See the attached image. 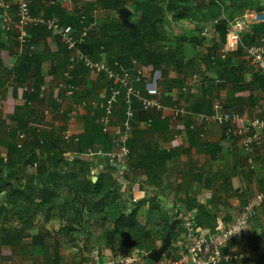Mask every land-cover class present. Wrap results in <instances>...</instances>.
<instances>
[{"label":"crops","instance_id":"crops-1","mask_svg":"<svg viewBox=\"0 0 264 264\" xmlns=\"http://www.w3.org/2000/svg\"><path fill=\"white\" fill-rule=\"evenodd\" d=\"M189 1V5L197 9L199 19L176 21L172 14L165 13L159 24L165 38L155 47L159 53L166 54L167 59L156 66L137 69L136 72L142 71V74L132 76L133 86L146 98H158L168 106L177 103L196 115L198 110L199 114L209 113L212 104L219 101L230 112L264 118V79L249 57L239 49L229 53L226 60L218 61L217 66L207 60L224 48L226 36L220 31L221 22L246 17V44H254L264 36V0H255L257 6L241 16L236 14L233 19L229 10L236 0H220L217 7L210 4L215 0ZM51 2L70 17L91 13L93 22L84 27L88 40H99L101 28L106 24L118 22L133 27L140 18L135 10L136 0H77L72 4L60 0H32L33 13L46 17V8L54 7ZM166 6L160 5L161 13ZM219 12L220 17L213 18ZM180 39L182 46L178 45ZM27 41L19 42L16 31L3 32L0 23V156L11 163L14 174L10 182L26 192L23 201L29 206L44 203L45 210L37 214L31 227H24L20 214L5 203V192L0 206L6 205L8 214L0 221V264H77L88 254L84 243L87 231L78 226L70 208L66 213L62 211L65 199L62 193L73 188L75 194L77 183L82 186L89 178L94 182V176L98 179L101 173L107 179L109 173L104 171V159L84 154L82 160L91 165L89 172L78 165L74 170L81 174L76 180L70 179L68 174V180L47 181L37 177L38 169L56 171L62 177L73 165L57 163V153L64 150L63 144L54 150L55 155L38 152V161L33 166L19 162L18 149H24V155L33 154L29 145L39 132L53 145L64 141L66 132L72 138L82 136L87 123L96 116L95 112L101 110L110 82L79 63L73 72L79 91L68 96L58 88L71 54L67 45L42 27L29 28ZM106 58L102 55L95 61L107 63ZM194 76L198 79H193ZM118 111L110 127L113 137L124 120ZM192 124H195L193 128ZM150 128L148 121H138L131 130H135L137 136L133 138L134 147L126 167H116L119 185L127 192L133 206L145 200H155L163 206L169 217L177 221L175 232L179 239L188 215L200 220L202 228L210 233H218L234 220L252 196L264 189V144L251 152L254 161L251 168L242 142L227 137L216 124L187 117L178 122L161 120L156 128ZM20 134L25 135L22 141ZM18 143L23 144L22 148ZM73 155L65 151L62 157L70 162ZM119 170H123L124 175L121 176ZM46 188L50 194L45 195ZM74 194L67 197L70 203ZM199 206L204 208L202 212ZM94 230L91 226L90 231ZM228 251L248 254L245 263L236 264H264V204L247 232L231 244Z\"/></svg>","mask_w":264,"mask_h":264},{"label":"trees","instance_id":"trees-1","mask_svg":"<svg viewBox=\"0 0 264 264\" xmlns=\"http://www.w3.org/2000/svg\"><path fill=\"white\" fill-rule=\"evenodd\" d=\"M113 1V0H112ZM212 1L210 4L217 7L220 0ZM189 0H136L135 10L136 14H140L139 20L135 21L133 27H126L121 23L114 22L106 24L101 28L102 37L99 40H85L81 46V50L93 60L101 58L106 55L107 63L114 70L124 73L129 71L132 73L131 77L135 78L137 69L141 67L163 63L167 59L166 54L159 53L155 47L156 43L165 38L163 29L159 24L163 22L165 13L169 12L173 15L174 20L179 21L184 18H196L197 9L189 5ZM166 4L165 10L161 13V4ZM253 6H257L255 0H236L235 5L229 10V16L233 17L237 14L241 16L248 10H252ZM119 8L121 6H118ZM33 10V8H32ZM46 18L56 17L62 26L68 31L79 33L84 27L89 26L92 22L91 13L85 12L81 17H70L66 14L64 9L60 6L46 8ZM221 13H215L213 18L220 17ZM69 26L71 28H69ZM223 36H226V23L221 22L219 25ZM182 40L180 39L178 45L180 46ZM182 46V44H181ZM213 55V54H211ZM39 61L40 58L35 56ZM33 60V59H32ZM209 64L210 58H207ZM40 62V61H39ZM136 62V63H135ZM139 63V64H138ZM220 62H217L219 64ZM138 64L139 66H137ZM136 65V67L134 66ZM217 66V65H216ZM125 69V70H124ZM135 71H134V70ZM142 69V68H141ZM128 72V73H129ZM20 74V70H18ZM135 75V76H134ZM133 80V79H132ZM133 82V81H132ZM135 87V86H134ZM125 93L121 97V106L119 108V116L121 120L124 119L125 113ZM135 117L132 122V129L138 121H149L153 118V123L150 125L155 127L161 124V119L145 112L141 107L134 103L133 105ZM98 110V109H97ZM198 110L196 113H200ZM207 113L206 115L210 114ZM96 116L91 123H87L85 133L78 138H71L68 142L60 141L57 144H52L51 141L44 139L42 133H35L34 141L29 145L33 154L28 156L23 154L24 149L19 150V162H23L25 166L34 165L37 161V154L52 153L63 144L64 150H58L57 163L65 166H70L66 175L60 177L56 171L49 172L48 170H37V177L39 179H48L47 181L77 179L81 173H77L75 167L83 165L86 172L91 170V165L82 160V155L86 154L89 149H95L100 146L104 153L113 151L114 137L110 133H103L102 126L99 122L103 115L102 110L95 112ZM131 139H129L127 146L132 155V147H134L133 138L137 136L136 131L131 132ZM60 144V145H59ZM17 148V145H16ZM68 151L74 153L77 157L70 163L62 157L63 153ZM129 156V158H130ZM52 158V157H51ZM99 158V157H97ZM24 160V161H23ZM54 160V159H53ZM10 162H5L0 156V193L6 192L5 203L11 205L12 211L20 214V220L24 227H31L34 219L41 210H45L44 203L28 205L23 201V196L26 192L21 187L12 184L13 171L10 167ZM113 163H107L104 171L109 174L117 173L118 170ZM6 172V176H5ZM27 179H35L33 177H26ZM17 180V179H16ZM5 183V186H2ZM76 192L74 194L73 188L68 191H63L62 195L64 204H62V211L68 212L70 210L76 215V223L83 230L87 231L84 240L86 250L89 252L93 247H101L108 249L115 253L118 249L121 254L125 255L134 250H142L149 254H155L160 249L156 242L161 241L167 254L175 252L174 244L179 241V235L175 232L177 221L169 217L168 213L164 211L159 203L155 200H145L133 206L129 201L130 209L122 211L118 203V192L121 191L118 185L111 187L104 177V173L98 176L96 182L92 179H86L82 186L80 183L76 184ZM25 190H29L25 188ZM45 195L50 194L49 188H46ZM74 194L70 203L68 196ZM149 202L148 208L146 204ZM151 202V203H150ZM109 209L107 213L105 210ZM203 207L199 206V211L202 212ZM8 214L6 205L0 206V221ZM87 214V216H86ZM144 216V221L141 219ZM86 216V219L84 218ZM27 219V220H25ZM200 225L202 222L197 221ZM201 222V223H200ZM30 224V225H29ZM112 224L113 228L110 231H104V227ZM91 226L94 231L91 232ZM200 227H202L200 225ZM236 264V263H233Z\"/></svg>","mask_w":264,"mask_h":264},{"label":"built area","instance_id":"built-area-1","mask_svg":"<svg viewBox=\"0 0 264 264\" xmlns=\"http://www.w3.org/2000/svg\"><path fill=\"white\" fill-rule=\"evenodd\" d=\"M65 4H72L77 0H60ZM50 5L56 6L55 2ZM0 23L5 33L17 32L18 40L22 44L27 43L28 29L31 27H42L51 31L64 42L71 52L67 70L64 73V80L58 85L59 89L65 91L66 95L72 96L79 91L75 83L73 72L79 63L90 71L103 75L110 82L108 94L105 101L100 105L103 111L99 122L103 133H110L111 123L116 112L121 106V97L125 93L124 120L114 133L113 151L104 153L102 149H89L86 155L104 159V162L113 163L116 166L126 167L130 150L127 146L129 134L132 130L131 121L135 117L133 105L137 103L141 109L152 115L158 116L161 120L178 122L187 117L197 118L205 123H213L219 126L229 138H237L242 142L244 151L249 155L248 164L251 168L254 161L251 152L264 144V118L249 117L239 112H230L223 103L216 101L211 106V113L194 114L182 105L174 103L172 106L164 104L158 98H146L132 83L130 73H120L114 70L105 62L95 61L81 50V46L87 38L86 29L79 33L68 31L60 22L53 17L46 18L37 16L32 10V0H0ZM226 23V42L219 53H214L210 60L212 65L218 61L227 59V55L241 49L249 57L255 66L258 75L264 79V36L260 37L254 44L244 42V34L248 26V19L239 18ZM219 24V21H215ZM32 48V47H31ZM138 76L142 71L137 72ZM197 80L198 77L194 76ZM168 113L170 115H168ZM72 116V115H70ZM153 123L150 118L148 124ZM195 124H192V128ZM20 140L25 139L24 134L19 135ZM69 132L63 135L65 142L71 139ZM22 143L18 147L22 148ZM77 155L69 158L72 162ZM103 163V166L104 164ZM119 174L124 175L123 170ZM264 204V189L252 196L243 210L234 220L221 229L218 233L212 234L200 227L196 217L188 215L184 219V233L177 243L174 244V254H167L166 251L157 260H152V255L142 251L134 250L128 254L113 253L107 254L101 247H93L85 259L77 264H233L245 263L248 259L247 253L235 254L228 251V247L241 238L248 230L250 223L256 217L258 209ZM158 253V252H157Z\"/></svg>","mask_w":264,"mask_h":264},{"label":"rangeland","instance_id":"rangeland-1","mask_svg":"<svg viewBox=\"0 0 264 264\" xmlns=\"http://www.w3.org/2000/svg\"><path fill=\"white\" fill-rule=\"evenodd\" d=\"M114 174V173H113ZM96 176V175H95ZM94 176V177H95ZM116 178H115V177ZM114 176H112L111 174H109V176H108V180H107V182L109 183V185L111 186V187H113L115 184L116 185H118L119 187H120V189H121V191L120 192H118V203H119V207H120V209L122 210V211H126V210H128V209H130V205H129V197H128V195H127V192L126 191H123L122 190V187L119 185V177H118V174L116 173ZM89 179H91V178H89ZM162 208H163V206H162ZM107 213L109 212V209L107 208L106 210H105ZM142 221H144V216L142 215ZM113 228V225L112 224H108L107 226H105L104 227V231H110L111 229ZM156 245H157V247L159 248V249H162V243H161V241H157L156 242ZM118 251H120L119 249H118ZM121 252V251H120Z\"/></svg>","mask_w":264,"mask_h":264},{"label":"water","instance_id":"water-1","mask_svg":"<svg viewBox=\"0 0 264 264\" xmlns=\"http://www.w3.org/2000/svg\"><path fill=\"white\" fill-rule=\"evenodd\" d=\"M127 17H128V15L126 14L125 17H124L125 21H127ZM117 168L118 169H124L125 167L117 166ZM5 176H6V172H5ZM96 181H97V177H94V182H96ZM2 186H5V183ZM4 195H5V192H1L0 193V203H1L2 198L4 197ZM164 251H165V249H164V247H162V249H160L158 251V253H155V254L152 255V260L157 261L162 256Z\"/></svg>","mask_w":264,"mask_h":264}]
</instances>
